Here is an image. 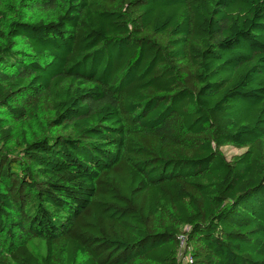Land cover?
I'll use <instances>...</instances> for the list:
<instances>
[{
	"label": "trees",
	"instance_id": "trees-1",
	"mask_svg": "<svg viewBox=\"0 0 264 264\" xmlns=\"http://www.w3.org/2000/svg\"><path fill=\"white\" fill-rule=\"evenodd\" d=\"M180 235L264 264V0H0V264H184Z\"/></svg>",
	"mask_w": 264,
	"mask_h": 264
},
{
	"label": "built area",
	"instance_id": "built-area-1",
	"mask_svg": "<svg viewBox=\"0 0 264 264\" xmlns=\"http://www.w3.org/2000/svg\"><path fill=\"white\" fill-rule=\"evenodd\" d=\"M191 248L186 244V239L183 235L179 236V259L184 263H190L192 261L191 255Z\"/></svg>",
	"mask_w": 264,
	"mask_h": 264
},
{
	"label": "rangeland",
	"instance_id": "rangeland-1",
	"mask_svg": "<svg viewBox=\"0 0 264 264\" xmlns=\"http://www.w3.org/2000/svg\"><path fill=\"white\" fill-rule=\"evenodd\" d=\"M222 150H223V152L227 158H229L230 156H232L234 154H239V153L243 152L242 149H238V148H235L232 146H225V147H223Z\"/></svg>",
	"mask_w": 264,
	"mask_h": 264
}]
</instances>
